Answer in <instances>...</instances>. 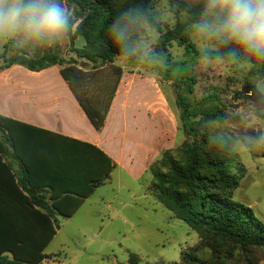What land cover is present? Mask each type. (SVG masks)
<instances>
[{"label": "trees", "instance_id": "1", "mask_svg": "<svg viewBox=\"0 0 264 264\" xmlns=\"http://www.w3.org/2000/svg\"><path fill=\"white\" fill-rule=\"evenodd\" d=\"M67 1L77 15L72 18L68 14L66 35L71 58L53 53L32 58L24 49L10 42L2 58L5 54H13L14 57L4 67L18 64L40 71L59 65L62 76L97 131L105 126L123 76L122 67L115 65V61L125 58L132 64L136 58V54L123 55L122 49L114 45L110 29L118 18L131 9H138L147 17V22L129 29V45L139 41L146 26L157 29L161 34L154 45V59L150 61H162L161 58H164L170 64L169 49L174 42L187 53L196 52L190 34L194 31L192 25L201 19L204 0H168L169 12L176 23L164 32L151 13L156 0ZM79 37L85 41L82 48L75 47ZM220 47L218 51H211L213 58L229 59V53L234 48L223 43ZM246 56L254 67L264 73V61ZM159 71L174 78L170 67H160ZM99 74L104 84L102 94L90 95L89 82ZM183 100L178 96L176 104L186 140L177 154L167 150L150 167L152 189L159 202L195 231L199 238L196 246L181 252V264H254L250 252L252 248H264V224L252 209L232 200L239 182L233 173V163L228 159V146L201 133L195 125L197 116L191 111L192 105L183 103ZM203 116L219 123L225 120L219 112H207ZM20 125L0 116V161L3 158L7 162L2 164L6 175L0 181V264H43L50 258L44 250L60 228V218L72 217L82 206L84 198L93 192V187L109 179L110 171L107 169L104 176L83 194L71 191L59 193L48 182L43 186L36 185L33 177L37 175L31 172L17 143L16 127ZM10 160L16 163L17 169ZM206 250L210 257L203 260L200 255ZM129 263L141 264L134 254H130Z\"/></svg>", "mask_w": 264, "mask_h": 264}, {"label": "rangeland", "instance_id": "2", "mask_svg": "<svg viewBox=\"0 0 264 264\" xmlns=\"http://www.w3.org/2000/svg\"><path fill=\"white\" fill-rule=\"evenodd\" d=\"M65 2L68 14L76 18L75 8ZM151 13L163 32L175 26L168 0H156ZM160 37L157 29L146 26L139 41L147 42L152 56ZM190 40L196 52L187 53L174 42L170 64L164 58L145 59L142 52L136 53L132 64L125 58L115 61L123 69L119 110L132 117L133 137L154 145L155 160L141 179L116 169L112 181L72 217L60 218V228L44 250L50 258L43 264H130V254L141 264H181V252L198 244L197 233L166 209L152 189L150 167L167 150L177 154L186 140L178 96L192 105L201 133L228 146V159L239 182L232 200L252 209L264 224V144L246 139L264 132V92L256 90L264 88V73L235 44H224L234 48L237 59L233 60L213 58L211 51L220 50V42L200 36L195 29ZM70 54L69 49L67 59ZM160 67H170L174 78L160 74ZM89 83L90 95L102 94V75ZM207 112L224 115V123L204 119ZM200 256L207 260L210 253L206 250ZM250 258L254 264H264V248H252Z\"/></svg>", "mask_w": 264, "mask_h": 264}, {"label": "crops", "instance_id": "3", "mask_svg": "<svg viewBox=\"0 0 264 264\" xmlns=\"http://www.w3.org/2000/svg\"><path fill=\"white\" fill-rule=\"evenodd\" d=\"M61 3L66 8L65 0ZM10 42L36 59L49 53L66 58L70 42L66 33L51 41L29 40L22 36L0 38V116L21 124L16 127L17 143L31 172L37 175L33 177L36 185L43 186L48 182L59 193L83 194L108 169L109 179L93 187V192L84 198V205L99 188L112 181L116 169L133 179H141L147 174L155 160L154 145L133 137L130 133L135 128L132 117L119 110L123 98L122 78L105 126L97 131L62 76L59 65L40 71L18 64L4 67L14 57L5 54L2 58ZM84 44L81 37L75 41L76 48H82ZM6 163L2 158L0 181L6 175L2 166ZM13 165L17 169L16 163Z\"/></svg>", "mask_w": 264, "mask_h": 264}, {"label": "clouds", "instance_id": "4", "mask_svg": "<svg viewBox=\"0 0 264 264\" xmlns=\"http://www.w3.org/2000/svg\"><path fill=\"white\" fill-rule=\"evenodd\" d=\"M147 22V17L138 9H131L110 32L114 45L123 55L142 52L145 59H154L147 42L130 39L132 26ZM68 12L57 0H0V38L22 36L29 40H56L68 29ZM205 38L237 45L246 55L264 61V0H204L201 19L192 25ZM231 59H237L230 52ZM257 92L264 88L257 86ZM250 143L264 144V132L249 134Z\"/></svg>", "mask_w": 264, "mask_h": 264}, {"label": "water", "instance_id": "5", "mask_svg": "<svg viewBox=\"0 0 264 264\" xmlns=\"http://www.w3.org/2000/svg\"><path fill=\"white\" fill-rule=\"evenodd\" d=\"M82 65L84 66V65H85V63H82Z\"/></svg>", "mask_w": 264, "mask_h": 264}]
</instances>
